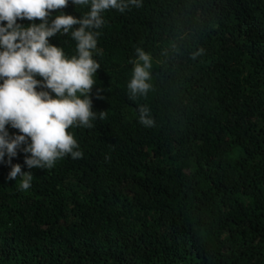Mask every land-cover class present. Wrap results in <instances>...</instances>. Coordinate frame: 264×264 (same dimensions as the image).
I'll list each match as a JSON object with an SVG mask.
<instances>
[{
    "label": "trees",
    "instance_id": "16d2710c",
    "mask_svg": "<svg viewBox=\"0 0 264 264\" xmlns=\"http://www.w3.org/2000/svg\"><path fill=\"white\" fill-rule=\"evenodd\" d=\"M104 19L97 119L67 130L83 156L31 169L26 191L0 163V264H264V0H141ZM137 48L152 87L132 100Z\"/></svg>",
    "mask_w": 264,
    "mask_h": 264
},
{
    "label": "clouds",
    "instance_id": "9594fccd",
    "mask_svg": "<svg viewBox=\"0 0 264 264\" xmlns=\"http://www.w3.org/2000/svg\"><path fill=\"white\" fill-rule=\"evenodd\" d=\"M69 3L87 11L80 16L65 13ZM130 6L140 7L141 0H0V163L10 166L6 181L20 178L19 190L31 187V169H51L61 158L83 156L67 130L91 128L97 119L90 93L101 67L94 58L102 55L98 30L106 11L123 13ZM53 10L60 11L53 15ZM57 34L76 42L74 55L50 42ZM130 62L127 95L132 100L146 97L152 87V58L137 48ZM138 111L139 123L153 126L150 109L144 105ZM9 128L17 131L10 134ZM18 152L25 154L23 167L29 171L12 162Z\"/></svg>",
    "mask_w": 264,
    "mask_h": 264
}]
</instances>
